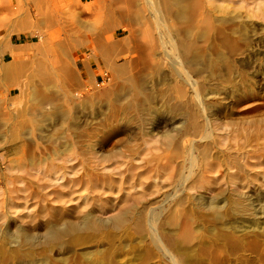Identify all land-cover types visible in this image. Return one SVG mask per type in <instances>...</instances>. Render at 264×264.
Here are the masks:
<instances>
[{
	"label": "rangeland",
	"instance_id": "1",
	"mask_svg": "<svg viewBox=\"0 0 264 264\" xmlns=\"http://www.w3.org/2000/svg\"><path fill=\"white\" fill-rule=\"evenodd\" d=\"M101 1L102 0H0V104L5 101V89L9 86L11 87V85H13L12 82L17 81V83L20 82L18 84L22 85L30 79H33V81L35 80V84L38 85L40 84V79L32 78V73L40 68L39 65H45V61H47L46 66L48 65L47 67L51 68L53 64L56 66V62L53 63L54 58H57L58 60L59 57L63 60L64 58H67V56H65L66 54L62 55L61 53L54 51L55 48L50 50L51 47H55L53 45L54 43L51 44L48 41L44 42L41 38L39 39V32L49 34L54 31L55 27H52L50 25L51 23L48 21L53 19L54 21L55 19L56 21L59 20L60 26H64H61V28L65 31H68L71 29L70 27L74 28L75 26L76 28L79 27V29H81L79 34L85 36V31H88V34L86 35L91 36L89 30L93 29L92 32L94 34L95 26L92 25L94 23L90 22L91 18L85 14L84 10L87 6L98 8V3ZM107 1L109 2V0ZM209 2L206 3V9L207 11L209 10L208 13L211 20H213L212 22H214V28L217 29L218 27V29H221L224 32V40L229 39L231 46L235 48L231 49L225 46L223 44L224 42H222L223 39H219V36H216L217 39L216 37H212V39H214L212 41H215V43L219 42L218 45H221L223 48L222 51L226 53L223 52L224 56L231 55L234 52V55H232L233 59H231L232 56L230 55L228 57L226 56L232 61L235 60L236 64L233 62V69L235 71H232L233 74L230 76L232 77L233 75V78H229V80L226 81L225 88L227 86H230L229 88H231L237 85L243 87L241 88L240 86L241 92H238V94L242 93L240 96L238 94H233V97L230 95L231 97H227L225 100L220 98V101L218 102L221 103L217 106L214 105L211 108L212 118L209 122L210 127H207L208 129H206L207 120L206 114L203 113L204 110L201 107L194 105L196 111H199H197L199 118L197 119L198 122L206 129L205 131L209 133L212 132V135L214 134V138L208 141L210 142L208 144L209 147H212L210 149L215 150L212 151V154L218 157L220 161H217L218 158L216 157L212 158V160L215 159V161L213 160L214 162L217 161L216 163L219 165V168L221 167L220 169L218 168V177L213 178V175L211 174H202L198 167H194V169L192 168L193 170L189 169L191 168V161L189 162L190 158H187V149L188 147L191 148L190 142L192 143V141H196V145L199 146L206 144L205 142L201 143L200 141H197L195 138L198 137L194 138L192 135H188L187 137L185 136L182 138L181 135H183L182 133L184 132L181 131V135H178L177 138L178 140L180 139L179 141L182 140L183 143H180L181 148L184 151L182 150L183 154L181 153L180 158H176V155H173L176 146L169 148L165 142L167 131L170 128L172 129V127H169L171 125L172 115H169L170 117L164 116V119L166 120H164L162 116L159 117L160 119L157 117V119L152 122V125L150 124L152 127L149 125L142 129L137 123L136 125L133 124V126L132 124L129 126L126 125L127 127L125 126L124 128L123 125H120V118L115 119L114 122V119L111 116H108L111 115V109L106 106V101L108 99L105 95L107 91H111L116 87L115 82H118L120 78H111L107 73L106 67L103 64H99V61L94 57L91 51L84 47L80 48V45H77L79 49L76 48V46L74 47L76 50L72 48L73 50L71 49V52L69 53L71 55H69V58L72 57L70 58L71 61L73 57L77 59V65L74 67L75 64L72 62V66L74 67L73 69H77L75 72L79 76V80L81 79L83 81L80 80L81 84L85 82L84 85H86V89H82L85 86L81 85L80 94L82 95L79 94V97H75V99L77 98L76 100L73 99L74 103H71L72 107L70 108L74 111H72V113L75 115L78 114L76 115V120H79L81 125L80 130L82 129V132L77 131L76 127H74L76 129H74V131L73 126L63 128L68 125L70 126L69 122L59 121L56 118L47 121L45 123L47 124V128L45 125V132H43V135L41 134L40 141H37L39 143L37 145L38 147L36 146V148L34 146L31 150V153L34 151L33 154L35 153L37 156L42 152L41 155L43 156L39 155L37 157L39 162L33 159L34 161H37L38 164H36L37 162L32 163L33 160L31 161V158L28 157L27 161H29V163H27L26 160L23 161L24 165L25 161L27 164L24 166L25 169L21 170L19 167L15 168L18 164L14 163L13 167L15 169H13L11 174L14 178H23L24 184L25 181H27L26 183H28V181L29 183L33 182L34 179L36 180V177L41 176L37 174L39 169L42 171V167L44 168V166L47 165L43 170L44 172L49 165L48 163L55 158L53 152L55 149H60L58 148L59 144H62V142L58 140L61 139L62 141H68L71 139L69 143L70 146L73 142L76 146L74 144H72L74 147L69 146V149L67 148L69 152L67 151L66 153H68V155L75 152L80 153V159L69 164L78 170L80 168L82 171L80 170L79 173H83V170L89 173L92 169V171H95L99 176H106L107 183H104V187H102L104 185L103 183L98 184L96 189L94 188V191L90 190V184H77V186H73V188H68L73 191V193L70 191L71 195L69 190L65 189L64 191L67 193H64V195H68L69 199H74V201L72 200V203L70 202L65 205L69 206V208L61 204L54 205V203H51L50 205V203H37L38 201L35 198L31 199V197H27V194H21L20 192L12 194L13 199H15L12 200V204L9 206V197L5 193L8 187L11 188V185L6 186L7 180H5V178L11 175L8 173L6 167L9 164L8 159H11L12 157L5 159L3 156L4 150L0 149V264H176L169 255V251L171 250L178 253L180 252L185 255L188 260L190 259V262L188 263L187 261L185 264H264V223L262 222L264 220V65H261L264 64V0H209ZM28 15L33 22H31V24L33 25L35 23L34 26L32 27L31 24V26L19 25V28H16L18 30V32H16L17 34L13 33L12 25L17 24V22ZM38 19H42L40 25H38L40 27L36 26V20ZM82 22H85V28L80 26L84 25ZM216 23H218V25ZM220 23L223 24V27ZM224 23L225 25H228L224 27ZM88 26H92V28H88ZM38 29L42 30L38 31ZM225 30H227L228 33ZM65 31L62 30V39H65ZM229 31L233 33H229ZM233 34L237 36L235 37ZM238 51H241L242 53H239ZM236 52L238 53L237 55H235ZM57 54L61 55L58 57ZM17 58H20L21 61L15 64ZM86 59L88 61H86ZM84 60L85 62H83ZM43 61L44 63L40 64ZM86 62L89 63L87 64ZM4 65L9 66L6 67V69H3ZM86 66H88L90 70ZM12 68L18 70L23 68V71L27 68L28 72H26L28 74L25 72V75L18 77V79L10 78L13 77V73L11 72ZM78 69L80 70L78 71ZM222 71V73L226 72L224 69H222ZM239 75L242 76L240 77ZM237 78L239 80H237ZM245 79H247L246 82ZM24 81L25 83H23ZM88 81L91 83H88ZM240 81H243L242 83L244 84ZM60 83V80H53L49 89L53 93H56L55 96L57 97L58 102H62L63 104L61 103V105L65 106L67 105L65 104L66 95H64V87H62L63 85L61 86ZM24 89H26V87H23V90ZM61 89L63 93L61 92ZM83 90H86V94ZM245 90L246 92H243ZM218 91L223 94L226 92L225 90H223V92L222 88H219ZM3 93H5V95ZM99 94L103 95L100 97ZM1 95H4L3 97L5 99ZM16 95L17 93H14L9 99L16 97ZM91 97L94 99H91ZM88 100L90 103H86ZM76 101H81L83 104ZM104 101L105 103H103ZM84 102L86 104H84ZM18 103H21V105L13 103L15 104L14 110L13 105L10 107V111L14 114L13 116H16L19 110H22L29 104V102L27 104L26 101L25 103L24 101ZM16 104L18 105L17 107ZM29 105H32V103ZM80 106L81 108L83 107L82 111H80ZM84 106L88 109L84 108ZM89 106L92 107L90 108ZM191 107L193 108V106ZM15 108H18L19 110L15 111ZM89 109H91V111ZM106 110L109 112L108 115L106 114ZM99 111L100 113H98ZM0 112L2 113L3 111L0 109ZM1 113L0 116L3 114ZM104 113L107 116H105ZM1 118L2 116L0 117V133L2 134H0V146L4 143L3 139L9 137V133L5 131L6 128H4V126H7V122L3 119L1 120ZM55 121H57L58 124ZM40 124L42 125L44 123ZM103 124L105 125L102 126ZM91 125L95 126V128H92L93 126ZM57 127H59V129ZM116 127H118V129ZM149 127L155 129L151 130ZM1 129L4 133H2L3 131ZM69 129L72 131L71 133L69 132ZM84 129L85 131H83ZM58 130H61V132ZM97 131H99V134ZM169 131L174 135H177L178 133L177 131ZM47 132H52L51 134L54 132L56 133H54L56 139L55 142L46 140L48 137ZM76 134L78 138H82V136L87 137H85V139L80 138V142H78V138L73 136ZM89 134L93 137L97 135L95 138L98 139L97 141L96 139L93 140V137L91 136V140L94 142L92 144L94 146L96 145L95 147L93 146L95 151L92 153L88 152L89 149L86 147L88 143L87 139L90 138L88 137L90 136ZM69 136L72 138L68 139ZM41 140H43V143ZM47 141L51 142V144L54 143L53 145L57 147L54 148L53 145L49 143L52 149L54 148L53 152L52 150L49 151L51 147L47 144ZM75 142L78 143L76 144ZM81 142H83V144ZM43 147L48 148V150L45 148V151ZM38 148H43L44 150L42 149V151ZM70 148L71 151L72 149L75 150L71 152ZM37 150L40 152H36ZM166 152L168 153L166 154L168 157L165 155ZM197 154L198 152L195 156ZM46 155L49 159H47ZM40 156L44 158H41ZM108 156L110 157L108 158ZM132 157L135 158L133 159ZM96 158L100 160L98 161ZM103 158H107L108 160H103ZM40 161H42L41 164ZM60 163L62 166L63 163ZM60 163L56 161L54 164L59 166ZM29 164L30 166H28ZM69 164L66 166L71 168ZM26 168L29 169L27 171H31V173L27 172ZM98 168L104 173L99 171ZM24 170L26 172H24ZM190 170L191 174H189ZM32 171L34 172L32 173ZM111 172L113 174H111ZM105 173H110L108 174L110 180ZM24 174L26 176H24ZM30 175H33V180L25 178ZM110 175L114 176L111 177ZM186 176L188 177V182H185V180H187ZM201 176H204L203 180H201ZM143 177L145 179H143ZM112 179H114V182ZM108 182L110 183L108 184ZM111 184L113 187L109 188V186H112ZM22 185L23 184H18V187H16L17 183L15 182L12 188L15 187L20 190L23 189ZM86 185L89 188H86ZM99 185L100 188H98ZM103 188L106 191H104ZM91 189L93 188L91 187ZM101 190L105 193L102 194ZM74 191H76V193H74ZM98 191L101 192L99 193ZM238 191L252 204V214L245 216L233 210L232 200ZM18 197L21 200H19ZM213 199H216L218 204L223 206L221 211L223 215L221 217L213 214L212 211L209 210V206L211 205L210 202L213 201ZM178 203H180V205ZM54 206L59 209L62 208L60 210H63L64 214L66 212L69 214H65L63 216L64 219L62 218L61 222L66 218H68L66 220L77 221L80 216L85 213H92L94 217L101 218L104 222L108 219L111 220L113 216L120 213V211H127V209L133 208L132 210L135 214H130L128 217L129 219L127 218L126 220L127 222L123 223L120 227H115L107 222L108 224L106 223L105 226L99 229H85L81 231L61 233L56 241L42 242L45 237L44 235L48 232L49 222H54L53 219L55 217H52L53 212H51L53 211L52 208H55ZM63 206L68 211H66ZM132 206L137 207L134 208ZM141 210L143 211L140 212V216H138V212ZM174 211L176 213L175 215H173ZM141 214L144 216V230H139L136 228L137 226H135L136 219L140 218L142 216ZM53 215L55 216L54 213ZM132 216H135L134 219ZM154 216H156V218ZM170 216L173 219H171ZM56 218L59 220L61 217L57 216ZM186 222L190 223V225H187ZM254 222H260V226L256 230L258 231L257 235L252 233L248 234V232L241 233L255 228V225L253 224ZM187 226L189 233L191 232L189 241H185L183 237ZM19 228L25 229L33 236L36 234L35 237L37 238L33 239L32 244L25 240L24 235L16 236V230ZM223 234H231V237L234 236L235 238L234 241H229L228 238H225L224 240L223 238L219 246L220 252L217 255L214 250L213 253H211L212 251H208L212 245L210 243L211 240L213 241L220 238ZM243 235H245V239L238 241L237 239H240ZM166 236H171L173 240H175L173 241L175 246H173V249L169 248L165 243Z\"/></svg>",
	"mask_w": 264,
	"mask_h": 264
},
{
	"label": "bare ground",
	"instance_id": "2",
	"mask_svg": "<svg viewBox=\"0 0 264 264\" xmlns=\"http://www.w3.org/2000/svg\"><path fill=\"white\" fill-rule=\"evenodd\" d=\"M208 2H209V0H109V2L107 0H105V1L102 0L100 3L97 2L99 4L98 8H93L91 6H87V7H85V10H84L85 14H87L89 16V18H91L90 22L94 23L92 25L95 26L94 27V29H95L94 34L92 32L93 29L89 30L90 31L89 34H91V36L86 35V34H88L87 33L88 31H85V33H84L85 36L82 34H79L81 29H79V27L76 28L74 26V23H73L74 28L69 26L71 29H69L68 31H65L63 28H61L62 25L60 26L59 20H57L58 22L56 21V19H55V21H54V19L49 20V21L46 20L49 23H51L50 25L52 27H55L54 31L52 33H49V34L39 32L40 33V34H38L39 39L41 38L42 40H44V42L48 41L51 44L54 43L53 45L55 47L52 48L50 46L51 47L50 50L55 48L54 51H57L58 53H61L62 55L66 54L65 56H67V58L66 59L64 58V60H63L61 57H59L61 54L60 55L57 54L59 57V60L57 58H54L53 63L56 62V66H55V64H53L54 66L52 65L53 67L52 66H51V68L49 67L50 69L47 67L48 65L46 66L47 61H45V65L44 64L39 65L40 68L35 70V72L32 73V78H34V79L39 78L40 79V84H38V85L35 84V82H34L35 80L33 81V79H30L26 83L24 81L23 83H25V84H22V85L18 84L20 82L17 83V81L12 82L13 85H11V87L10 86L7 87L5 85L7 87V89H5L6 99L3 97L5 95V93H3L4 95L3 96L1 95V96L5 99V101H3L0 104V109L3 111L2 112L3 114L1 112L0 113L2 114L1 120L3 119L4 121L7 122V124H6L7 126L6 127L4 126V128H6L5 131H7L9 133V137H6V138H4L5 136L3 137L4 143L2 144V146H0V149L4 150L3 156L5 157V159L12 157L11 159L10 158L8 159L9 164L6 167L8 173L11 174L13 169L18 168V167H19V169L21 168V170L25 169L24 166L27 165L26 161L28 160L27 159L28 157L31 158V161L34 159V160H37L39 162L37 157L39 155H41L42 152L40 154H38V156H37V154H35V153L33 154L34 151L31 153V150H32V147H34V146L36 147L39 144L38 142L40 141L39 139H41V134L43 135V132H45V125L47 128V124H45L47 121H51V120L56 118L59 121L70 123V126L68 125V126H65L63 128L73 126V130L75 129L74 127H76L77 131L82 130V129L80 130L81 125L79 123V120H76V115H78V114L75 115L74 113H72L73 110L70 108V107H72L71 103L72 104L74 103L73 99H75V97H77L80 94V89L82 87L81 85L85 84V82L83 84H81V82H80L81 79L79 80V78H78L79 76L75 72L77 69L76 68L73 69L77 65V59L73 57V59L71 61L70 58H72V57L69 58V55H71V54H69L71 52V49L76 46V48H78V49H79V47L80 48L84 47L85 49L91 51L93 53L94 57L99 61V64H103L106 67L107 73L109 74V76L111 78L112 77H114V78L116 77L117 79L120 78V80L118 82H115L116 87L114 89H112L111 91H107L106 95L103 92V94L108 99V100L105 99V100H107L106 106L111 109V112H110L111 115H108L109 112L107 110H106L107 111L106 114L108 116H111L114 119V122H115V119L120 118V121L122 122V124L120 122V125H123L124 128L126 125L129 126L130 124H132V126H133V124L136 125V123H137V124H139L138 126L141 127V129H142L145 126H149L150 124L152 125V122L155 119H157V117L159 118L162 116L164 119V116L168 117L169 115H172V118H171L172 121L170 120L171 125L169 126V127H172V129L170 128L169 130L177 131L178 133H177V135H174L172 132H170L168 130L167 134L165 136V138H166L165 142L169 148L172 146H174V147L176 146V148H174L175 152L173 155H176V158H180L181 153L183 154L184 150L181 148V143H180V142H182V140L179 141L180 139L178 140V138H177L178 135H181V133H180L181 131L184 132V133H182L183 135H181L182 138H184L185 136L187 137L188 135H192L194 138L198 137V138H195L197 141H200L201 143L205 142L207 145L204 143L205 145L199 146V145H196V141H192V143L190 142L191 148L188 147V149H187L184 147L185 149H187V155H188L187 158H190L189 162L191 161V164H192V166L190 164L191 168H189V169L193 170L194 167H198V168H200L202 174H206V175L211 174V175H213L212 176L213 178L218 177L217 172H218L219 165H217L216 162L219 161V158L212 154L213 153L212 151L214 149H210L212 147H209V144H208V143H210L208 141H210V140H212V138H214L213 137L214 134L212 135L211 134L212 132L209 133L205 130L210 127L209 122L212 118L211 117L212 116L211 108L214 105L217 106L221 103V102H218V101H220L219 100L220 98L225 100V99H227V97L230 98L233 94L234 95L238 94V92L240 91L241 85H239V86L237 85L238 87L234 86L231 88H229L230 86L229 87L227 86L225 88V84L227 83L226 81H228L229 78L230 79L233 78V75H232V77H230V76H231V74H233L232 71H235L233 69V66L236 63H235V60L232 61V60L227 58L230 55L229 51H228L229 55H226L227 57L224 56L225 52L222 51L223 48L221 47V45H218L219 42L215 43V41H212V40H214V39H212V37L219 36V39L220 38L223 39L222 42H224L223 44L225 46H227L231 49H235V48L233 46H231V42L229 41V39L224 40V32L221 29H218V27H217V29L214 28V26H213L214 22H212L213 20H211L210 15L208 13L209 10L207 11V9H206V3H208ZM36 21H37L36 26L40 27L38 25H40V22L42 21V19L41 20L38 19ZM31 22L32 21L30 20L29 15L24 17L22 20L17 22V24L12 25V32L17 34L16 32H18V30L16 28L19 25L20 26H28V25L31 26L32 25ZM34 24L32 25V27L34 26ZM216 24L218 25V23H216ZM220 24L223 27V24L222 23H220ZM85 25L86 24L80 25V26L84 27ZM227 25H225V23H224V27ZM62 27H64V26H62ZM89 27L92 28V26H88V28ZM39 30L40 29H38V31ZM62 30L65 31V34H64L65 39L61 38L62 37L61 36ZM66 30H67V28H66ZM233 30H234V28H233ZM225 31L227 32V30H225ZM239 32H240V30H239ZM229 33H233V32L229 31ZM233 35L235 36V34H233ZM235 37H233V38H235ZM216 39H217V37H216ZM239 41H238V43H239ZM77 45H80V46L77 47ZM231 49H230V51H231ZM233 53L230 56L234 55ZM239 53H242V52L240 51ZM237 54L238 53L236 52L235 55H237ZM231 59H233V56L231 57ZM20 61H21V59L17 58L15 60V64L20 62ZM86 61H88V60L86 59ZM72 62H73V64H75L74 67L72 66ZM83 62H85V60ZM233 62H234V64H233ZM42 63H44V61L41 62L40 64H42ZM57 65H58V67H57ZM261 65H264V64H261ZM8 66L4 65L3 69H6V67H8ZM86 67H88V66H86ZM22 69L18 70V69L12 68L11 69L12 71L11 70L10 71L13 73V75L12 74H10V75H12L13 77H10V78L18 79V77L24 76L25 72L26 71L28 72V69L25 68L24 71ZM88 69H89V67H88ZM222 69H224L226 72L222 73L223 72ZM79 70L80 69H78V71ZM30 72H32V71H30ZM87 72L90 73L89 71H87ZM239 76L241 77L242 75H239ZM247 79H245V82ZM26 80H27V78H26ZM53 80H60L61 81L62 84L60 83V85L61 86L63 85L62 87H64V92H65L64 95H66V103L65 104H67V105H65V106L61 105L62 102L61 103L58 102V99L55 96L56 93H53L49 89V86H50V84L53 83ZM237 80H239V79L237 78ZM36 81H37V79H36ZM36 83H38V82H36ZM88 83H91V82L88 81ZM234 83H233V85H234ZM242 84H244V83H242ZM90 85H92V84H90ZM84 86L85 87H83L82 89H84V88L86 89V85H84ZM23 87H26V89L23 90ZM54 87H53V90H54ZM90 87H92V86H90ZM219 88H222V91L225 90L226 91L225 94L219 93L220 92V91H218ZM241 88H243V87L241 86ZM65 89H66V91H65ZM95 89H97V88H95ZM109 89H111V88H109ZM246 90L243 92H246ZM58 91H60V90H58ZM83 91L85 92L86 90H83ZM61 92H62V89H61ZM84 92H83V94H84ZM14 93H17L16 97H14V98L12 97V99H9V97L12 96ZM85 94H86V92H85ZM240 94H242V93H240ZM240 94H238V95L240 96ZM80 95H82V94H80ZM99 95H100V97L102 96L101 94H99ZM105 96H104V98H105ZM88 97H90V96H88ZM92 98L93 97H91V99ZM95 98H96V96H95ZM97 99H95V100H97ZM23 101H24V103L26 101L27 104H28V102H29V104L32 103V105H29V104H28V106L25 105L26 107H24L22 110H19L18 109L19 107L15 108L16 109L15 111L19 110V112H17L18 114L16 113L17 114L16 116H13L14 114L10 111V107L13 105V110H14L15 104H13V103H17V104L21 105V103H18V102H23ZM76 102H78V101H76ZM78 103H81V101H79ZM86 103H90L89 100ZM86 103L84 102V104H86ZM103 103H105V101ZM17 104H16V107L18 106ZM81 104H83V103H81ZM74 105H76V104H74ZM194 105H197V107H201L204 110L203 113L206 114V120H207L206 129L198 122V120H197V119H199L198 115H197L198 110L196 111V109H195L196 107ZM22 106H24V105H22ZM81 106H83V105H81ZM81 106H80V108H81ZM103 106H105V105H103ZM191 106H193V108L194 107L195 108L193 109ZM80 108H78V109H80ZM82 108L80 109V111L83 110ZM84 108H86V107L84 106ZM86 109H88V108H86ZM89 110L91 111V109H89ZM95 110H96V108H95ZM103 112H104V110H103ZM92 113H93V111H92ZM98 113H100V111ZM106 114H105V116H107ZM200 115H201V113H200ZM94 118H96V117H94ZM92 119H93V117H92ZM164 120H166V119H164ZM55 122L57 123V121H55ZM40 123H44V124L41 125ZM50 123H52V122H50ZM109 123H110V121H109ZM168 123H170V122H168ZM104 125L105 124H103L102 126H104ZM110 125H112V124H110ZM151 125H150V127H152ZM203 125H204V123H203ZM91 126H93V125H91ZM48 127H51V126H48ZM57 128L59 129V127H57ZM60 128H61V126H60ZM87 128H88V126H87ZM92 128H95V126H93ZM97 128H99V127H97ZM116 128L118 129V127H116ZM120 129H121V127H120ZM153 129H155V128H152L151 130H153ZM51 131H53V130H51ZM58 131L61 132V130H58ZM83 131H85V129ZM202 131H203V133H202ZM60 132H59V134H60ZM69 132L71 133L72 131L70 130ZM97 132L99 134V131H97ZM2 133H4V131ZM51 133L52 132H47V136H48L47 139L44 137L43 138L46 140H51L52 142L53 141L55 142L56 141L55 135H54L55 132L53 134H51ZM68 133H67V135H68ZM10 134H11V136H10ZM92 135L88 136L90 138L87 139L88 143L86 146L89 149L88 152H91V153L93 151H95V149H93V148L96 146V145L94 146L92 144V143H94L92 141L95 139H96V141L98 140L97 138H95L97 135L95 137H93ZM100 135H101V132H100ZM100 135H98V136H100ZM73 136L77 137V134L73 135ZM91 136L93 137V140H91ZM146 136H148V135H146ZM85 137H87V136H82V138L81 137L80 138L85 139ZM65 138H67V137H65ZM69 138H72V137L69 136L68 139ZM80 138H78V140H79L78 142H80ZM73 139H75V138H73ZM163 140H162V142H163ZM42 141L43 140H41V142ZM58 141L62 142V144H59L60 143L59 142L58 148H60V149H55L54 152H53V149L57 148V147H55L53 145L54 143L51 144V142L47 141L48 142L47 144L50 143L54 147L52 149L51 145L49 144L51 148L48 145V147L50 148L49 151L52 150L55 158L54 159L51 158L52 161L50 163H48L49 165L50 164L51 165L50 166L48 165V167L46 168V170L44 172H43V170L45 169V167L47 165L44 166V168L42 167V169H43L42 171L39 169L37 174L41 175L42 177L41 176L36 177V180L33 178L34 181L30 182V183H29V181H28V183H26L27 181H25V184L23 182L24 181L23 178H21V177L20 178H16V177L14 178L12 176V174L5 178V180H7L6 186L11 185V188L8 187L6 190V193H5L9 197V199H8L9 206H10V204H12L11 203L12 200L15 199V198L13 199L12 194L13 193L16 194L19 192L21 194H23V193L27 194V197H31V199L35 198L38 201L37 203H44V204L50 203V205H51V203H54V205L55 204H61V205L65 206L70 202L72 203V200L74 201V199H69L68 195H66V194L64 195V193H67L64 191L65 189L67 190L68 188H73V186H77V184L80 185V184H84V183L86 184L87 183V184H90L89 186H91L93 188V189H91V187H90V190L94 191L98 184H102V183L104 184L107 181L106 176L101 177L98 174H96L95 171H92V169L90 171L91 173L85 172V170H83V173L80 172L81 173L80 174L79 173V171L81 170L80 168L78 170L74 166L72 167V165L69 164V163H72L73 161L76 162V160L80 159L79 158L80 153L75 152L76 154L73 153L74 155L72 153H71V155H68V153H66L69 149V146H70L69 143H70L71 139L68 140L69 142L66 140L62 141L61 139ZM75 141H77V140H75ZM175 141H176V143H175ZM83 142H81V143L83 144ZM72 144H74V142ZM72 144H71V146H73ZM40 145H42V144H40ZM40 145H39V147H40ZM44 146H46V145H44ZM56 146H57V143H56ZM77 147H78V145H77ZM43 148L45 149L46 147H43ZM38 149H40V148H38ZM42 149H40V150H42ZM46 149L48 150V148H46ZM46 149H45V151H46ZM33 150H34V148H33ZM73 150H75V149H72V151ZM70 151H71V148H70ZM36 152H38V150ZM197 152H198V154L195 156V154ZM157 153H158V151H157ZM166 154H168V153L166 152L165 155ZM51 155L53 156L52 153H51ZM91 155H94V154H91ZM41 156H43V155H41ZM109 157L110 156H108V158ZM213 157L218 158V160L216 159L217 161L214 162L215 159H213L214 160L213 161L212 160ZM41 158H44V157H41ZM47 159H49L48 156H47ZM105 159H107V158H105ZM105 159L103 158V160H105ZM24 160H26L25 165L23 163ZM34 160L32 161V163L37 162ZM96 160L99 161L100 159L96 158ZM139 160H141V159H139ZM173 160H172V162H173ZM44 161H45V159H44ZM44 161H43V163L45 164ZM56 161L59 163L62 162L63 165L61 166V163H60L59 166H56V164H54ZM174 161H176V160H174ZM38 162L36 164H38ZM41 162L42 161H40V164H41ZM14 163L18 164L20 166L17 165V167L14 168L13 167ZM27 163H29V161H27ZM67 164H69L71 166V168L69 166H66ZM136 165H137V163H136ZM28 166H30V164ZM38 167L40 168L39 165H38ZM30 168H32V167H30ZM49 168H50V170H49ZM85 168H87V167H85ZM140 169H142V168H140ZM27 170H29V169L26 168V171ZM111 170H109V171H111ZM191 170L189 171L190 172L189 174H191ZM231 170H232V168H231ZM26 171L24 170V172H26ZM99 171H101V170L99 169ZM196 171H198V170H196ZM27 172L31 173V171H27ZM33 172L34 171H32V173ZM134 172H136V171H134ZM18 173H17V175H18ZM102 173H104V172H102ZM116 173H117V171H116ZM108 174H110V173H108ZM108 174L105 173V175H108ZM111 174H113V173L111 172ZM133 174H135V173H133ZM101 175H104V174H101ZM24 176H26V175L24 174ZM110 176L113 177L114 175L113 176L110 175ZM32 177H33V175H30L29 177H25V178H27V179L29 178V180H30V179H32ZM108 177H109V175H108ZM188 177H189V175H188ZM188 177L186 176L187 180H185V182H188ZM203 177L201 176L202 179L201 178L200 179L203 180ZM14 179H16V180H14ZM143 179H145V178L143 177ZM109 180H110V177H109ZM112 180L114 182V179H112ZM112 180H111V182H112ZM156 180H157V178H156ZM15 182L17 183L16 187H18V184H20V185L23 184L22 185L23 189L19 190L18 188H15V187L12 188V186L15 184ZM211 182H213V181H211ZM109 183L110 182H108V184ZM83 186H85V185H83ZM104 186H105V184L102 187H104ZM111 187H113V185L109 186V188H111ZM86 188H89V187L87 186ZM98 188H100V185ZM105 189H106V187H105ZM103 190H104V188H103ZM103 190H101L102 192L101 191H98V192L99 193L101 192L103 194V193H105L104 191H106V190H104V191ZM70 191H71V193H73L72 190H69V193H70ZM76 191H74V193H76ZM107 191H109V190H107ZM71 193H70V195H71ZM90 193H92V192H90ZM13 196H16V195H13ZM21 197H22V195H21ZM86 199H87V197H86ZM19 200H21V199L19 198ZM22 200H23V198H22ZM232 201H233L232 202V208L235 212H238V213L245 215V216L253 213L252 204L250 202H248L245 199L244 195L242 193H240L239 191L235 194ZM178 204L180 205V203H178ZM210 204L211 205L209 206V210H211L213 214H216L217 216L221 217L223 215L221 212L223 206L219 205L218 201H216V199L215 200L213 199V201H211ZM37 205H40V204H37ZM65 207L69 208V206H65ZM65 207H64V209H65ZM132 207L135 208L137 206H132ZM52 209H53V211H51V212H53L55 214V216H54L52 213V217L56 218L58 216L61 218H59V220L57 218L56 219L54 218L53 219L54 222H49L48 232L46 235H44L45 237H44V240H42V242L56 241L59 238L61 233H68L70 231H81V230H85V229H99V228L105 226L107 222L110 223V225H113L115 227H120L121 225H123V223L127 222L126 220L129 217V215L130 214L133 215V213H134L132 210L133 208L127 209V211L126 210H124L122 212L120 211V213H117L115 216H113V218L111 220L108 219L106 222L102 221L103 219L101 220V218L99 219V218L94 217V215L92 213H85L82 216H80V218L77 221L66 220V219H68V218H66L63 222H61V219L63 218V216L65 214H68V213L66 212L64 214V211L60 210L62 208L59 209V208L55 207ZM45 211H47V210H45ZM66 211H68V210H66ZM142 211L143 210L138 212V216H140V212H142ZM184 213H186V212H184ZM175 214L176 213L174 211L173 215H175ZM141 215L143 216V214H141ZM169 215H171V214H169ZM66 217H68V216H66ZM132 217L134 219L135 216H132ZM141 217L136 219L137 221L135 223V226H137L136 228H138L139 230H144V221H143L144 216L142 218ZM154 217L156 218V216H154ZM130 218H131V216H130ZM152 218H153V216H152ZM171 219H173V218L171 217ZM131 220H132V218H131ZM59 221H60V224H59ZM156 221H157V219H156ZM191 221H192V219H191ZM262 222L264 223V220ZM186 223H187V225H190V223H188V222H186ZM253 224L255 225L254 226L255 228H253L249 231H243L241 233H247L248 232V234L252 233L254 235H257L258 231H256V230L259 228L260 222H254ZM19 235H24L25 240L28 243L31 242V244H32L33 239L37 238V237H35L36 234L33 236L30 232H27L25 229H22V228H19L18 230H16V236H19ZM245 235H247V234H245ZM245 235H243L240 239H237V240L238 241L244 240ZM190 236H191V232L189 233L188 226H187L185 229V232H184V236H183L184 240L189 241ZM223 238H224V240H225V238L226 239L228 238L229 241H231V240L234 241V239H235L234 236L231 237V234H223L222 237L217 238L213 241L211 240L210 243L212 245L210 244L211 247L208 249V251H212L211 253H213V250H214V252L217 255L220 252L219 246H220L221 240ZM38 239H39V237H38ZM173 241H175V240H173V238L171 236L165 237V243L171 249H173V246H174ZM160 243H161V241H160ZM162 245H164V244H162ZM169 255L171 256L173 262L176 264H185V262H187V261H188V263L190 262V259L188 260V258L185 255L181 254L180 252L178 253V252H174L173 250H171V251H169ZM212 257H215V256H212Z\"/></svg>",
	"mask_w": 264,
	"mask_h": 264
}]
</instances>
